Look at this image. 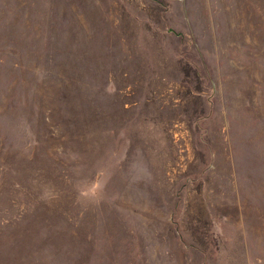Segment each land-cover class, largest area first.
Instances as JSON below:
<instances>
[{
    "label": "rangeland",
    "instance_id": "1",
    "mask_svg": "<svg viewBox=\"0 0 264 264\" xmlns=\"http://www.w3.org/2000/svg\"><path fill=\"white\" fill-rule=\"evenodd\" d=\"M0 264H264V0H0Z\"/></svg>",
    "mask_w": 264,
    "mask_h": 264
}]
</instances>
